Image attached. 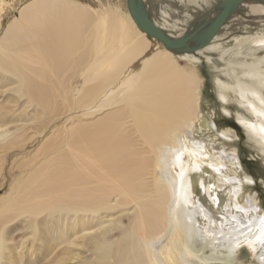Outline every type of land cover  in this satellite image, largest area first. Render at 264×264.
<instances>
[{
	"label": "bare ground",
	"instance_id": "1",
	"mask_svg": "<svg viewBox=\"0 0 264 264\" xmlns=\"http://www.w3.org/2000/svg\"><path fill=\"white\" fill-rule=\"evenodd\" d=\"M142 1L180 39L227 0ZM8 6L0 264H264V3L181 54L129 10Z\"/></svg>",
	"mask_w": 264,
	"mask_h": 264
},
{
	"label": "water",
	"instance_id": "2",
	"mask_svg": "<svg viewBox=\"0 0 264 264\" xmlns=\"http://www.w3.org/2000/svg\"><path fill=\"white\" fill-rule=\"evenodd\" d=\"M252 0H227L219 8L216 17L210 16L180 38L176 39L162 31L149 16L142 0H127L128 10L140 31L149 38L163 43L167 50L181 54L192 53L206 47L224 26L232 14L245 2ZM264 3V0H257Z\"/></svg>",
	"mask_w": 264,
	"mask_h": 264
},
{
	"label": "rangeland",
	"instance_id": "3",
	"mask_svg": "<svg viewBox=\"0 0 264 264\" xmlns=\"http://www.w3.org/2000/svg\"><path fill=\"white\" fill-rule=\"evenodd\" d=\"M29 1H31V0H6V2L8 3L9 6L7 7V11H6L5 17H4V26H6L7 23L14 16L17 15L18 10L24 4H26ZM78 1H80V2H82L84 4H87L91 8L96 9V10L101 9V8L105 9V8H107L109 6H112V7H115V8H119L121 12H128L127 0H78ZM208 87L210 88L209 83L207 85V90L210 91V89H208ZM248 170H250L253 173L257 174V176L260 175V172L258 171V167L256 165L252 166ZM3 190L0 191V194H4L5 193L6 190L5 189H3Z\"/></svg>",
	"mask_w": 264,
	"mask_h": 264
},
{
	"label": "snow or ice",
	"instance_id": "4",
	"mask_svg": "<svg viewBox=\"0 0 264 264\" xmlns=\"http://www.w3.org/2000/svg\"><path fill=\"white\" fill-rule=\"evenodd\" d=\"M262 102H264V101H262ZM261 131L264 132V128H262ZM213 199H215V198H213ZM237 210L240 211V212H243V211H244V209L239 208V206H237ZM253 211H259V209H255V208H253ZM259 224H260V228H261V234H260V236H258V237L256 238V240H257L261 245H264V217L260 218V220H259ZM238 246H239V245H237V247H238Z\"/></svg>",
	"mask_w": 264,
	"mask_h": 264
}]
</instances>
